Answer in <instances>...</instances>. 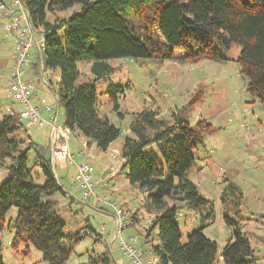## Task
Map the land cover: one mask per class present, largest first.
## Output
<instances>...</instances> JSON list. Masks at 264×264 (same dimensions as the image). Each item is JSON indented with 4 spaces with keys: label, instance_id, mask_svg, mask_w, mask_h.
Wrapping results in <instances>:
<instances>
[{
    "label": "trees",
    "instance_id": "16d2710c",
    "mask_svg": "<svg viewBox=\"0 0 264 264\" xmlns=\"http://www.w3.org/2000/svg\"><path fill=\"white\" fill-rule=\"evenodd\" d=\"M21 1L32 25L42 28L43 67L58 69L55 94L63 108V124L101 151L120 134V129L96 111V83L113 73L108 62L112 58L164 60L175 58L180 51L186 59L203 55L219 59L222 50L235 44L240 48L235 60L248 80L247 91L264 106V0ZM65 11L69 12L63 14ZM47 13L54 15L53 20L47 19ZM78 62L89 63L92 79L76 81ZM123 92L120 83H109L104 92L120 115L117 99ZM210 125L205 119L189 124L179 111L164 119L153 109H143L134 113L129 134L123 138L119 153L125 178L146 190L149 204L159 212L143 240L148 247H136L135 237L134 246L159 264H258L247 234L228 216H224L226 223L236 229L220 250V259L217 243L202 233L203 227L190 231L181 241L178 211L209 203L187 172ZM19 129L25 127L16 112L0 115V169L6 174L0 180V252L1 234L8 230L12 232L8 244L15 253L24 254L32 245L46 264H65L73 246L91 234L64 232L66 222L51 198L62 189L44 157L45 147L22 140ZM29 149L35 152L34 165H28ZM37 164L42 184L35 181L38 172L33 167ZM12 207L14 216L8 214ZM205 217H212L211 210ZM130 219L133 223L134 217ZM93 235L102 240V234L93 231ZM87 262L112 264V259L104 251L89 254L83 264Z\"/></svg>",
    "mask_w": 264,
    "mask_h": 264
},
{
    "label": "rangeland",
    "instance_id": "374dc122",
    "mask_svg": "<svg viewBox=\"0 0 264 264\" xmlns=\"http://www.w3.org/2000/svg\"><path fill=\"white\" fill-rule=\"evenodd\" d=\"M53 18L54 15L47 13L48 20ZM7 21L8 18L0 16V24ZM10 39L0 29V115L18 112L21 107L8 89L12 53ZM31 51V64L24 68L22 77L34 83L36 96L43 97L51 105L57 124L62 125L63 108L57 105L54 93L57 88L56 77H51L50 86L41 83L40 57L34 48L30 53ZM239 51V46L232 44L229 49L222 50L223 58L219 59L207 58L205 55L186 59L180 51H176L173 59H109L114 71L106 80L96 83L99 93L96 111L99 116L106 117L120 129L119 136L111 142L107 151H101L94 142L87 146L88 139L77 130H69V153L74 154L75 164L86 162L94 170L97 183L91 199H83L72 182L75 164L62 165L51 158L52 139L49 127L28 125L26 119H21L25 129H19V137L45 147L44 157L50 161L61 186L62 191L55 192L51 198L56 200V207L66 222L64 232L84 230L91 234L73 246L65 264H83L89 254L95 256L104 251L111 256L112 264H131L120 248L121 238L127 240L135 237L136 247H148L143 240L159 212L149 204L148 192L133 186L125 178L126 169L120 167V154L118 160L112 157L115 151L120 152L123 138L129 134L128 125L134 113L143 109H153L164 119L170 118L172 111H179L189 124H194L199 119H205L211 124L203 133V141L194 151L195 162L187 172L209 203L178 211L176 222L181 241H185L190 231L203 227L202 233L217 243L219 257L220 250L236 229L226 223L224 216H228L237 220L239 229L247 234L258 260H264V106L247 91L248 80L240 72L235 60ZM33 64L36 66L33 67ZM77 66V82L92 79L88 62H78ZM55 72L57 76V68ZM109 83L124 86L123 94L117 99L121 115L104 93ZM126 84L129 86L126 87ZM43 117L46 118L44 115ZM83 140L85 144L82 143ZM80 151L82 153L79 155ZM34 163L35 152L29 149L28 165ZM110 167L117 171L115 180L110 177ZM33 171L38 172L35 181L42 184L44 179L38 164L33 167ZM5 177V171L0 169V180ZM230 186H235L236 189L233 190ZM93 201L101 202L98 205L100 208ZM108 201L114 202L121 209V214L117 215L115 211L113 214ZM210 210L212 217L206 218ZM8 214L14 216L15 208L12 207ZM132 217L133 223L130 219ZM93 231L97 234L102 231V240H96ZM155 232L153 230L150 233L153 239ZM11 237L12 232L8 230L1 234L0 255L3 264H46L40 252L32 245L28 246L24 254L15 253L8 244Z\"/></svg>",
    "mask_w": 264,
    "mask_h": 264
},
{
    "label": "built area",
    "instance_id": "2783aa9c",
    "mask_svg": "<svg viewBox=\"0 0 264 264\" xmlns=\"http://www.w3.org/2000/svg\"><path fill=\"white\" fill-rule=\"evenodd\" d=\"M0 11L4 15L11 16L10 19L2 25L3 30L15 37L13 62L8 78V89L11 96L20 103L21 107L18 111L19 119H26L29 125H36L37 127L49 126L51 129L52 138V155L54 159L65 161V163L75 164L73 155L68 151L69 128L65 125H58L55 115L49 118H44L42 112L44 110L50 111L51 107L47 104L45 99H41V106L32 102L34 94V85L28 79H23L24 68L29 65V58L31 56L30 49L36 45L38 49L43 46V33L41 29L35 28L31 25L28 13L21 0H1ZM113 159L118 160V153L115 151L112 154ZM77 170L74 175V182L81 192L92 197L94 188L97 183L94 179V170L92 166L85 162L76 164ZM112 171L113 168L110 167ZM100 181H103L101 177ZM108 205L112 207L117 215L121 214V209L117 205L108 201ZM122 217V215H121ZM121 221V218H120ZM131 243L121 238V248L124 253L132 261V264H154L148 252H141L135 246V238L131 237Z\"/></svg>",
    "mask_w": 264,
    "mask_h": 264
},
{
    "label": "crops",
    "instance_id": "0c3cea01",
    "mask_svg": "<svg viewBox=\"0 0 264 264\" xmlns=\"http://www.w3.org/2000/svg\"><path fill=\"white\" fill-rule=\"evenodd\" d=\"M22 2V1H21ZM24 5V4H23ZM25 7V6H24ZM27 10V9H26ZM27 13H28V11H27ZM0 16H2V17H6V18H8V20L10 19V17L11 16H7V15H4L3 13H1V11H0ZM28 17H29V14H28ZM30 20V19H29ZM30 23H31V21H30ZM3 24H5V23H3ZM3 24H0V29L4 32V35L5 36H9V37H11V39H10V41H11V45H12V53H11V65H12V62H13V52H14V43H15V37L13 36V35H10V34H7L4 30H3V28H2V25ZM31 25H32V23H31ZM32 26H34V25H32ZM35 28H39V29H41V31H42V28L41 27H39V26H34ZM43 33V32H42ZM34 48V50H35V52H37L38 53V56L40 57V61H41V64H40V66H39V69H40V73H41V75H40V77H41V83L43 84V85H47V86H50L51 85V83H50V80H51V77L53 76V77H56V82H58V80H59V72H58V74H57V76H56V72H55V69L54 68H50V69H48V68H44L43 67V63H42V49L40 48V49H38L37 47H36V45H33L32 47H31V49L30 50H32ZM42 48H43V46H42ZM32 51H31V56L30 57H32ZM31 63H29V65H30ZM28 65V66H29ZM36 66V64H33V67H35ZM10 69H11V66H10ZM10 69H9V73H8V78H9V74H10ZM46 69V70H45ZM45 70V76H44V73H43V71ZM28 80H30V79H28ZM31 81V80H30ZM32 82V81H31ZM33 83V82H32ZM33 85H34V83H33ZM54 93H55V91H54ZM56 95V94H55ZM43 97H37L36 96V92H35V85H34V94H33V97H32V102L34 103V104H36V105H39V106H41V103H40V100L42 99ZM44 99V98H43ZM56 103H57V105H59L58 104V102H57V100H56ZM60 106V105H59ZM50 107H51V105H50ZM61 107V106H60ZM9 109V108H8ZM8 109H6V111L8 110ZM20 110V109H19ZM13 112H16V111H13ZM17 113V112H16ZM42 114L46 117V118H49L51 115H54V113L52 112V108H51V110L50 111H43L42 112ZM56 117V116H55ZM29 125V124H28ZM49 127V126H48ZM48 130L50 131L49 132V134L51 133V129H50V127L48 128ZM82 143H84L85 144V141L83 140L82 141ZM111 144V143H110ZM86 145L88 146L89 144H87V142H86ZM52 142H51V147H50V151H51V158H53L52 157ZM109 148V147H108ZM68 150H69V152H71L70 151V145L68 144ZM107 151V150H106ZM82 153V151H80L79 152V155ZM70 154H72V153H70ZM73 155V158H74V154H72ZM56 161H58L59 163H61L62 165H66V163H65V161H63V160H56ZM76 162V161H75ZM53 163L55 164L56 162H54L53 161ZM82 163V162H81ZM86 163V162H85ZM69 164H71V163H69ZM75 166H76V164H75ZM76 170H77V167H76ZM75 173H76V171H75ZM75 175V174H74ZM117 171L116 170H112V173L110 174V177H112V180H115L116 178H117ZM74 177V176H73ZM74 184H75V182H74V179H73V181H72ZM76 185V184H75ZM133 186H135V185H133ZM77 187V186H76ZM78 189H79V191H80V193H81V195H82V197H83V199H91V197H88V196H86V195H84L82 192H81V190H80V188L79 187H77ZM95 200V199H94ZM93 203L97 206V207H99L98 205H100V203H97L96 201H93ZM100 208V207H99ZM112 211H113V213H114V210L112 209V208H110ZM98 233H100V234H102V231H98ZM260 238H262L261 236H260ZM129 239V238H128ZM139 249H144L143 247H141V248H139ZM257 255V254H256ZM258 256V255H257ZM264 256V255H263ZM156 263V261H154V264ZM257 263L258 264H264V260L263 261H260V260H257Z\"/></svg>",
    "mask_w": 264,
    "mask_h": 264
},
{
    "label": "clouds",
    "instance_id": "9594fccd",
    "mask_svg": "<svg viewBox=\"0 0 264 264\" xmlns=\"http://www.w3.org/2000/svg\"><path fill=\"white\" fill-rule=\"evenodd\" d=\"M18 113V112H17ZM21 120V119H20ZM62 125H64L63 123H62ZM70 130V129H69ZM52 139V138H51ZM52 142V141H51ZM52 150H53V148H52ZM120 153H118V155H119ZM52 157H53V155H52ZM53 159H54V157H53ZM54 160H59V159H54ZM121 166V165H120Z\"/></svg>",
    "mask_w": 264,
    "mask_h": 264
}]
</instances>
